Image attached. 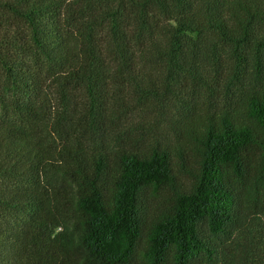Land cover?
Returning <instances> with one entry per match:
<instances>
[{
	"label": "trees",
	"instance_id": "1",
	"mask_svg": "<svg viewBox=\"0 0 264 264\" xmlns=\"http://www.w3.org/2000/svg\"><path fill=\"white\" fill-rule=\"evenodd\" d=\"M0 264H264V0H0Z\"/></svg>",
	"mask_w": 264,
	"mask_h": 264
}]
</instances>
